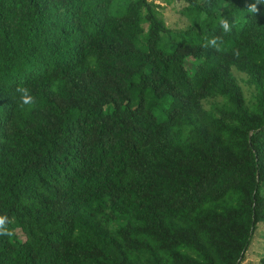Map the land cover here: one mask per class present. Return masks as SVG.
Instances as JSON below:
<instances>
[{
    "label": "trees",
    "instance_id": "16d2710c",
    "mask_svg": "<svg viewBox=\"0 0 264 264\" xmlns=\"http://www.w3.org/2000/svg\"><path fill=\"white\" fill-rule=\"evenodd\" d=\"M158 1L186 24L154 0H0V264L243 259L264 224V0Z\"/></svg>",
    "mask_w": 264,
    "mask_h": 264
},
{
    "label": "rangeland",
    "instance_id": "374dc122",
    "mask_svg": "<svg viewBox=\"0 0 264 264\" xmlns=\"http://www.w3.org/2000/svg\"><path fill=\"white\" fill-rule=\"evenodd\" d=\"M156 4H159L162 6L160 8L161 16L165 22V24L170 29H180L186 24V19L178 13V9L181 6L180 1L172 2L171 4L164 5L163 3L159 2L158 0H154ZM234 74L237 77V81L240 84L244 95L247 97L249 95V92L251 91V88L247 86L244 81L243 77L244 75L241 73L234 72ZM15 232L17 236L23 240V235L20 232V230L15 229ZM264 233V224L258 223L255 231L253 232L252 238L250 240L249 246L247 247V250L244 253V257L241 260L239 264H259V256H260V249H261V243L262 239L260 234Z\"/></svg>",
    "mask_w": 264,
    "mask_h": 264
},
{
    "label": "clouds",
    "instance_id": "9594fccd",
    "mask_svg": "<svg viewBox=\"0 0 264 264\" xmlns=\"http://www.w3.org/2000/svg\"><path fill=\"white\" fill-rule=\"evenodd\" d=\"M247 11L255 15L258 12L256 3H252L248 6ZM219 27L222 30V33L227 35L230 34L233 30L234 23L230 22L227 17L221 16L218 21ZM223 43L222 36H212L207 38L205 43L202 44L203 48L212 49L219 51ZM232 55L235 58H239L240 52L238 49H233ZM15 92L19 96V102L21 107H31L37 103L36 97L31 93V90L27 86H18L15 89ZM10 223L9 217L7 215H0V236L11 237L13 235L12 230L8 227Z\"/></svg>",
    "mask_w": 264,
    "mask_h": 264
}]
</instances>
